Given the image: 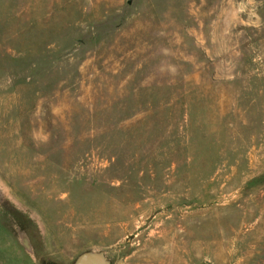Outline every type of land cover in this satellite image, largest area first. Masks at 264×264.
<instances>
[{
    "label": "rangeland",
    "instance_id": "rangeland-1",
    "mask_svg": "<svg viewBox=\"0 0 264 264\" xmlns=\"http://www.w3.org/2000/svg\"><path fill=\"white\" fill-rule=\"evenodd\" d=\"M264 264V0H0V264Z\"/></svg>",
    "mask_w": 264,
    "mask_h": 264
},
{
    "label": "water",
    "instance_id": "water-1",
    "mask_svg": "<svg viewBox=\"0 0 264 264\" xmlns=\"http://www.w3.org/2000/svg\"><path fill=\"white\" fill-rule=\"evenodd\" d=\"M74 264H107L97 255H82L77 258Z\"/></svg>",
    "mask_w": 264,
    "mask_h": 264
}]
</instances>
